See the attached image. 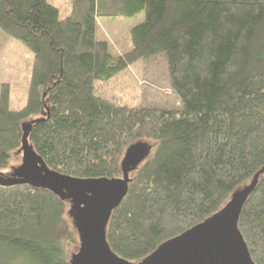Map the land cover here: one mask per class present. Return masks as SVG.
I'll return each instance as SVG.
<instances>
[{
	"label": "trees",
	"instance_id": "trees-1",
	"mask_svg": "<svg viewBox=\"0 0 264 264\" xmlns=\"http://www.w3.org/2000/svg\"><path fill=\"white\" fill-rule=\"evenodd\" d=\"M142 9L122 54L97 37L98 17ZM0 28L34 54L23 107L11 109L10 84L0 86L2 177L22 159L24 123L46 164L73 177L122 176L126 149L149 147L106 226L119 256L141 261L264 166V0H72L63 18L49 0H0ZM159 54L179 106L121 105L97 86ZM70 206L47 187L0 184V264H74ZM238 225L264 264V171Z\"/></svg>",
	"mask_w": 264,
	"mask_h": 264
},
{
	"label": "water",
	"instance_id": "water-1",
	"mask_svg": "<svg viewBox=\"0 0 264 264\" xmlns=\"http://www.w3.org/2000/svg\"><path fill=\"white\" fill-rule=\"evenodd\" d=\"M23 129L22 160L9 174L0 175V184L47 187L70 200L69 212L80 238V247L71 258L74 264H255L238 220L264 166L248 184L236 189L221 209L163 241L141 261L133 262L112 250L106 226L112 209L127 193L129 167L137 165L149 152L147 144L137 141L126 149L122 176L73 177L51 169L27 139L29 124L24 123Z\"/></svg>",
	"mask_w": 264,
	"mask_h": 264
},
{
	"label": "rangeland",
	"instance_id": "rangeland-1",
	"mask_svg": "<svg viewBox=\"0 0 264 264\" xmlns=\"http://www.w3.org/2000/svg\"><path fill=\"white\" fill-rule=\"evenodd\" d=\"M49 1L59 7L61 18L70 13L72 0ZM145 19L146 11L144 9L133 15L100 16L98 17L97 37L99 39L108 40L111 44L113 53L122 54L132 45L131 28ZM2 34L7 36L0 28V54H5V51L8 50V46L4 43ZM30 52L32 51L30 50ZM0 57H2V55H0ZM31 64L32 61L23 59L22 65L24 68L18 66L17 69L13 70L14 73H21L18 77L13 76L14 73H11L10 64L0 65V68H2L0 69V86L3 82H8L11 89H13V103H11V109H19L24 105L23 101L25 100L23 99V95L25 98L27 96V90L25 92L24 90L26 81L27 83L29 82V80H26L27 75H25V72L26 67L29 68ZM167 73L168 66L164 54H159L129 64L117 75L111 77L109 82L102 85V80H99L97 86H99L101 91H104L105 95L121 105L179 106L181 104V99L171 89ZM19 79L23 82H18ZM19 84H24L23 88L20 87ZM19 97L22 99V102L16 104ZM21 160L19 162L17 160H12L11 167L19 165ZM8 170H10V168L7 169V171ZM74 249L75 248L70 247L71 253L69 259L72 258Z\"/></svg>",
	"mask_w": 264,
	"mask_h": 264
},
{
	"label": "crops",
	"instance_id": "crops-1",
	"mask_svg": "<svg viewBox=\"0 0 264 264\" xmlns=\"http://www.w3.org/2000/svg\"><path fill=\"white\" fill-rule=\"evenodd\" d=\"M2 37H4L3 38L4 43H6V45L8 46L7 49L9 51L6 50L5 54H0V55H2V57H0V65L10 64L9 67L11 69V73H14L13 70L17 69L18 66H21V68H24L22 65L23 59H25L26 61H32V63H33V59H34L33 52H30V50H28L29 48L21 40L13 38L10 35L4 36V34H2ZM31 66H32V64L29 65V68L26 67V72H25V75H27L26 80H29ZM0 69H2V68H0ZM20 75H21V73H19V74L14 73L13 76L18 77ZM18 82H23V81H21V79H19ZM23 85L24 84H21V85L19 84V86L22 88H23ZM27 88H28V83L26 81V86H25L24 92L27 90ZM12 92H13V89H11L10 106H11V103H13L12 102L13 101ZM24 92H23V94H24ZM23 99L25 100V101H23V104H25L26 98L24 97V95H23ZM21 102H22V99H20V97H19L18 102L16 104H20Z\"/></svg>",
	"mask_w": 264,
	"mask_h": 264
}]
</instances>
